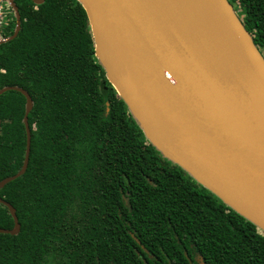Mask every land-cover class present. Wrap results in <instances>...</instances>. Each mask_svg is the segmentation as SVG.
Instances as JSON below:
<instances>
[{"label":"trees","instance_id":"16d2710c","mask_svg":"<svg viewBox=\"0 0 264 264\" xmlns=\"http://www.w3.org/2000/svg\"><path fill=\"white\" fill-rule=\"evenodd\" d=\"M228 2L264 50V0ZM14 3L21 27L0 45V89L31 97V142L26 171L0 190L20 224L0 234V264H264V233L145 139L81 5ZM24 111L21 93L0 95V181L22 166ZM12 225L0 204V228Z\"/></svg>","mask_w":264,"mask_h":264},{"label":"water","instance_id":"95a60500","mask_svg":"<svg viewBox=\"0 0 264 264\" xmlns=\"http://www.w3.org/2000/svg\"><path fill=\"white\" fill-rule=\"evenodd\" d=\"M40 5L44 0H31ZM94 56L145 139L198 185L264 233V56L228 0H76ZM13 33L20 31L14 0ZM25 98L26 171L31 134ZM20 224L14 207L0 198Z\"/></svg>","mask_w":264,"mask_h":264},{"label":"built area","instance_id":"2783aa9c","mask_svg":"<svg viewBox=\"0 0 264 264\" xmlns=\"http://www.w3.org/2000/svg\"><path fill=\"white\" fill-rule=\"evenodd\" d=\"M13 12L9 0H0V39H4L5 31L14 23Z\"/></svg>","mask_w":264,"mask_h":264},{"label":"flooded vegetation","instance_id":"af4514ba","mask_svg":"<svg viewBox=\"0 0 264 264\" xmlns=\"http://www.w3.org/2000/svg\"><path fill=\"white\" fill-rule=\"evenodd\" d=\"M1 198V197H0ZM3 199V198H2ZM4 200V199H3ZM7 202V201H6ZM10 204V203H9ZM9 213V212H8ZM10 215V214H9ZM12 218V217H11ZM13 220V219H12ZM12 227H13V225H12ZM4 229V228H3ZM11 229V228H10Z\"/></svg>","mask_w":264,"mask_h":264},{"label":"rangeland","instance_id":"374dc122","mask_svg":"<svg viewBox=\"0 0 264 264\" xmlns=\"http://www.w3.org/2000/svg\"><path fill=\"white\" fill-rule=\"evenodd\" d=\"M261 52H262V54H263V56H264V50H262Z\"/></svg>","mask_w":264,"mask_h":264}]
</instances>
